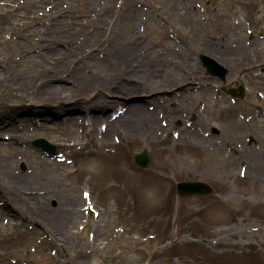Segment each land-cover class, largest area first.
<instances>
[{"label":"rangeland","instance_id":"1","mask_svg":"<svg viewBox=\"0 0 264 264\" xmlns=\"http://www.w3.org/2000/svg\"><path fill=\"white\" fill-rule=\"evenodd\" d=\"M224 40L248 52L220 56ZM202 56L227 69L225 81ZM65 70L86 95L96 85L140 88L117 91L118 106L71 96L68 111H47L38 89L76 87ZM240 88L242 97L229 94ZM140 94L149 120L122 122L108 138L104 124L86 125L90 111L118 118ZM40 138L57 156L34 146ZM263 144L264 0H0V264H264V180L242 176L255 170L240 159L251 147L264 160ZM143 151L147 169L134 161ZM39 158L53 164L59 198H15L2 168L34 176ZM94 160L118 176L104 182L89 170ZM183 181L214 192L181 198ZM156 184L160 201L143 198Z\"/></svg>","mask_w":264,"mask_h":264},{"label":"bare ground","instance_id":"2","mask_svg":"<svg viewBox=\"0 0 264 264\" xmlns=\"http://www.w3.org/2000/svg\"><path fill=\"white\" fill-rule=\"evenodd\" d=\"M240 38H242V37H240ZM224 43H225L224 48H221L222 52L218 53L220 56H223V57H226L229 59V58H233L232 56L235 53L237 55L243 56V54H246L248 52V49L245 48L243 45L227 46L228 43L225 40H224ZM219 45H222V44L219 43ZM233 45H234V43H233ZM53 72H57V70H54ZM59 74H60V76H62L63 74H67V75L70 74V76L73 78V84L76 83L77 85L73 89H71V87H63L59 91H56V90L51 91L49 88H45V87L39 88L38 89V95L41 96L40 101L45 102L44 104L43 103L42 104L45 106L46 105L48 106L47 111L51 110V109H49V107L52 106L53 104H55V105L61 104L59 106H60V108H62V111H68L69 109H65V106H62V105L65 103L64 100L66 98H70L71 96L76 98L77 103L82 102V103L89 104V101L86 99L88 97H86V96L94 95V98H96L95 102H97L98 104H102L105 108H108L109 106H113V105L118 106V104H122V103L120 102V100H115L114 98H115V96H118L119 92H130L131 93V92L138 91L140 88L139 83L136 85L134 84L132 86H126L124 84L108 85V86L107 85L106 86L105 85H103V86L96 85V86H94L95 88L92 91H90L89 94L86 95L85 93L88 92V90H85V87H86L85 84L78 82L77 80H74V77L76 78L77 76L73 75V73H71L70 70H65L63 73H59ZM189 78H190L189 80L196 79L197 75L196 76L191 75ZM117 79L120 80L122 83L125 80V76L124 75H118ZM35 84L37 85V82H35ZM25 89L28 90L29 87H26ZM106 89H108V91ZM112 89H115L116 91H113ZM117 91H119V92H117ZM156 91H158V90H156ZM156 91L153 92L152 95H150V96H154L153 100H155L157 102L158 97L161 95L160 94L161 91H158V92H156ZM40 92H41V94H40ZM131 94H134V93H131ZM140 96L147 98V96H149V95H141L140 94V95H137L136 98L137 97L141 98ZM120 98H123V96H120ZM131 98L132 97H126V100L131 99ZM89 100H92V98ZM145 100H147V99L141 98L140 100H136L135 104L125 102L124 104H126V107L124 106L125 108H123V107L121 108V112H123V115L119 116L118 118H115V119L113 118L112 115H109V114L105 115L104 117H101L100 114L106 112L105 111L106 109H104V108H103L104 110H99L98 112H96L97 110L90 111L87 114L88 122L86 123V125L88 127L90 126V127L95 128L96 125L100 126V125L104 124V125H102V127L105 128L104 131H102V133H103L102 138H108L112 131L117 130L118 126L122 125V122L126 121V124L130 125V123H132L131 120L138 119V122L140 123L142 118H146V119L149 118L150 119L152 116L155 115L154 113L151 115V112L149 110L146 111ZM25 105H27V106H30V105L31 106L32 105L33 106H39L38 104H34V103L25 104ZM99 109H102V108H99ZM177 114H179V113H176L174 115L176 116ZM63 117H66V116L63 115ZM61 119H63V118H61ZM149 119H147V120H149ZM75 120H76L75 117H71V118L69 117V119H67V121H71V122H75ZM9 126L12 128H17V126L12 125V124H9ZM17 137H23V134L17 135ZM72 146H74V145H72ZM253 151H255V149L250 147V149H248L244 153L240 154V159H242V156L244 154L249 155V156L250 155H253V156L258 155V154H254ZM98 155H99V157L97 159L100 161H102L105 158L110 157L105 153L98 154ZM114 156H112V157H114ZM121 160H122V157H120L119 160L117 161L119 165H120ZM95 161H97V160L92 161V163L90 164L89 170H90V172L91 171L95 172L99 176H101L104 182H109L110 180L114 179V177L116 175L118 176L119 170L114 171L113 169H110L108 165L103 166V167H99L95 163ZM38 162H39V169L36 170L34 176L33 175L15 176V175H12L11 171L10 172L7 171L6 165H5V168H2L3 173L1 175L4 177H7V174H8V183L12 186V187L9 186V188L10 189L14 188L13 190H14L15 198H17L16 196H19L20 194L22 195V193L25 194L26 192L28 193V195L23 197L25 200H29V201H33V202H39V203H45V202L52 200L53 198L58 197L57 195L59 194V192L61 190V188H60L61 183L58 180V178L52 173V172H54L53 168H52L53 164L50 162L47 163V161L45 159H42V158H39ZM100 164H101V162H100ZM262 165H263V162L261 163L260 166H262ZM121 166H122V163H121ZM250 168L252 170H255V171L259 170V163L257 162V160H255V162L251 164ZM114 173L116 175H114ZM67 174L69 175L70 173H67ZM151 181H152V179H151ZM145 183H147V181L144 182V185H145ZM15 185H17V186L14 187ZM163 195H164V191H163L162 185H160V184H156L154 186V188H152V195L151 196H149L148 193H145V192L142 193L143 198H145L146 200L148 198H150L154 202L160 201L161 196H163Z\"/></svg>","mask_w":264,"mask_h":264},{"label":"water","instance_id":"3","mask_svg":"<svg viewBox=\"0 0 264 264\" xmlns=\"http://www.w3.org/2000/svg\"><path fill=\"white\" fill-rule=\"evenodd\" d=\"M203 65L207 68V71L214 76H221L223 80H225L228 71L227 69L219 66L215 61L207 56H202L201 58ZM234 95H242V93L233 92ZM36 147H40L43 150L47 151L49 154H56V147L49 144L44 139H39L34 142ZM135 162L142 168H148L151 164V158L147 151L137 154L135 156ZM179 194L182 197H189L192 195H209L212 193V188L205 183L202 182H194V183H179L178 184Z\"/></svg>","mask_w":264,"mask_h":264},{"label":"flooded vegetation","instance_id":"4","mask_svg":"<svg viewBox=\"0 0 264 264\" xmlns=\"http://www.w3.org/2000/svg\"><path fill=\"white\" fill-rule=\"evenodd\" d=\"M250 139H249L248 142H250ZM252 143L253 144H258L255 139H254V142H252ZM260 147L261 146L257 145L256 148H260ZM263 148H264V144H263ZM254 154H258V155H254L255 157L253 155H250V156L248 155L247 160L249 161L250 165L252 163H254L255 160H257V162L259 163V170L258 171H254V172L253 171H248L250 173L248 175H247L246 171L245 172L243 171V175L242 176L250 178L252 181H257V182L261 181V182H263V180H264V171L262 170L263 167L260 166L262 162L264 163V160L262 159V155L263 154L259 150L258 151L255 150ZM260 154H262V155H260ZM261 193H263V190L261 191Z\"/></svg>","mask_w":264,"mask_h":264}]
</instances>
